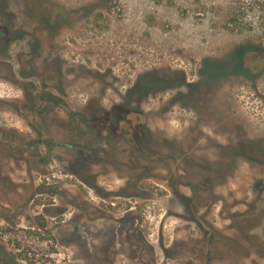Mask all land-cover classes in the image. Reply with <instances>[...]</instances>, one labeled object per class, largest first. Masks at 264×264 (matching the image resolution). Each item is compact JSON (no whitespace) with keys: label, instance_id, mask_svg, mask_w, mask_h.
I'll use <instances>...</instances> for the list:
<instances>
[{"label":"rangeland","instance_id":"rangeland-1","mask_svg":"<svg viewBox=\"0 0 264 264\" xmlns=\"http://www.w3.org/2000/svg\"><path fill=\"white\" fill-rule=\"evenodd\" d=\"M253 45L264 0H0V264H264Z\"/></svg>","mask_w":264,"mask_h":264},{"label":"flooded vegetation","instance_id":"flooded-vegetation-1","mask_svg":"<svg viewBox=\"0 0 264 264\" xmlns=\"http://www.w3.org/2000/svg\"><path fill=\"white\" fill-rule=\"evenodd\" d=\"M45 86H47V84ZM47 98H51V97L47 95ZM0 107H1L0 111L2 115H13V114L17 115L18 113V110L16 109V107H14L12 100L0 99ZM68 117L71 123H74V122L77 123L78 120L82 119V112L80 110L74 113H72L71 111H68ZM88 124L90 125V123ZM58 145L60 147H71V145L68 143H59Z\"/></svg>","mask_w":264,"mask_h":264},{"label":"trees","instance_id":"trees-1","mask_svg":"<svg viewBox=\"0 0 264 264\" xmlns=\"http://www.w3.org/2000/svg\"><path fill=\"white\" fill-rule=\"evenodd\" d=\"M248 48L255 49V50L258 49V50L264 51V48H262V46H260V45H258V46H256V45L255 46L254 45L253 46H248Z\"/></svg>","mask_w":264,"mask_h":264}]
</instances>
